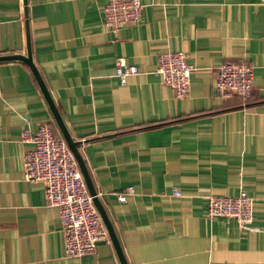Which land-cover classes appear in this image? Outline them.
<instances>
[{"label": "crops", "instance_id": "0c3cea01", "mask_svg": "<svg viewBox=\"0 0 264 264\" xmlns=\"http://www.w3.org/2000/svg\"><path fill=\"white\" fill-rule=\"evenodd\" d=\"M25 1L0 0V55H25L28 30L127 264H264V0H141L140 19L115 33L107 0ZM166 51L192 65L184 97L154 72ZM118 59L138 67L123 84ZM226 60L252 65L246 99L215 92ZM43 122L64 139L29 65L0 60V264H121L109 233L66 256L57 207L22 178L33 148L23 131ZM240 191L253 199L250 222L207 215V196Z\"/></svg>", "mask_w": 264, "mask_h": 264}, {"label": "built area", "instance_id": "2783aa9c", "mask_svg": "<svg viewBox=\"0 0 264 264\" xmlns=\"http://www.w3.org/2000/svg\"><path fill=\"white\" fill-rule=\"evenodd\" d=\"M141 0H107L102 7L104 25L112 32L136 23L142 13ZM192 65L182 51H166L158 56L154 72L161 82L173 88L177 97L188 92ZM121 84L127 77L138 73L135 64L118 59L114 68ZM252 65L244 61L226 60L215 67L214 90L222 96L235 93L243 99L252 89ZM23 139L31 141L33 148L23 155L22 178L44 184L47 204L57 207L66 256L91 253L99 241L108 239L107 229L96 209L74 154L66 141L52 132L49 122L40 123L35 130L23 131ZM84 139H81V142ZM134 192L133 186L117 193L119 201ZM172 194L180 196L178 189ZM206 213L211 217H232L244 225L253 217V199L244 191L236 195L207 196Z\"/></svg>", "mask_w": 264, "mask_h": 264}, {"label": "water", "instance_id": "95a60500", "mask_svg": "<svg viewBox=\"0 0 264 264\" xmlns=\"http://www.w3.org/2000/svg\"><path fill=\"white\" fill-rule=\"evenodd\" d=\"M24 3H26V1L24 0ZM26 46H27V52L26 54H18V53H12V54H3V55H0V60H7V59H21L23 61H25L29 67L31 68L35 78L37 79L38 83H39V86L41 88V91L51 109V112L56 120V123L58 124L61 132H62V135L64 137V140L66 141L68 147L70 148V150L72 151V153L74 154V157L78 163V166H79V169L81 171V174L86 182V186L88 188V192L89 194L92 196V200H93V203L96 207V209L98 210V212L100 213V216L102 218V221L104 222L107 230H108V233H109V236L114 244V247L116 249V252L119 256V259L121 261V264H127L126 260H125V257L123 255V252H122V249L118 243V240H117V237H116V234H115V231L113 229V226L103 208V206L101 205L97 195H96V191L93 187V184L91 182V179H90V176H89V173L87 171V168H86V165L84 163V160L80 154V152L78 151L77 149V146H76V142L71 138V136L69 135L66 127H65V124L59 114V111L57 110V107L55 106L53 100L51 99V96L49 95L48 91H47V88L37 70V68L35 67L33 61H32V57H31V50H30V43H29V35H28V30L26 32Z\"/></svg>", "mask_w": 264, "mask_h": 264}]
</instances>
